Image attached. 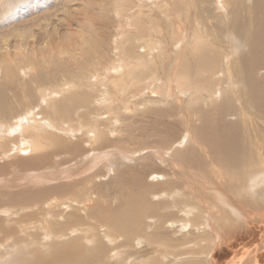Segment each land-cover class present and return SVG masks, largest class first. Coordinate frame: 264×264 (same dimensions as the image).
Listing matches in <instances>:
<instances>
[{"label":"bare ground","instance_id":"obj_1","mask_svg":"<svg viewBox=\"0 0 264 264\" xmlns=\"http://www.w3.org/2000/svg\"><path fill=\"white\" fill-rule=\"evenodd\" d=\"M124 1L112 0L109 6L104 2L107 8L98 6L100 11L96 6L86 10L79 5L72 13L68 12L65 23L71 36H58L56 30L58 34L54 31L55 36H52L54 46L49 43L51 53L54 51L57 54L54 59L57 62L51 61L57 64L55 70L67 74L62 80L71 84L68 85L70 89L77 85L75 81L82 83L81 78L89 76L86 75L88 71L96 72L95 65L103 66L104 70L107 68H104L105 63L113 57L114 36L124 35L128 24L133 25L130 27L137 29L141 37L164 34L162 39L169 45L176 41H188L186 34L189 33L193 39L192 47L189 46V49L188 45V48L180 45L179 52L171 57L170 54L168 62L162 64L168 73L171 72L168 82L174 81L178 92H190L188 96L183 93L182 96L185 97L184 103L186 98V103H191L188 109L183 107L187 109L186 116L188 114L195 119V125L192 119L189 121L194 125L193 132H189L188 137L185 134L179 136L178 132L179 137L174 138V130L178 128L174 123H164L168 118L175 120L181 113L176 107L167 106L165 99L159 101L149 97L141 102L151 115L155 114L156 119L165 120L161 124L168 132L161 135L153 130L154 127L153 138L162 142L163 146L173 142V147L167 149L170 154L167 158L160 157L161 154L158 155L152 148L143 151L149 148L145 136L128 138L124 135L130 143H136L132 145L135 150H128L131 144L126 143L125 138H109L102 129L104 127L100 128L96 121L87 122L89 130L79 141H73L76 135L71 132L67 139L53 135L54 132L42 133L43 127H40L41 120L36 117L37 114L31 116L28 107L22 112L15 109L23 104V89L24 92L30 89L26 87L24 75L28 70L34 71L39 67L42 57L34 54L35 51L26 57L21 45L14 55L7 50L5 54L2 52L0 60L5 70L0 67V75H4L6 80L0 82V155L8 154L12 159H9L10 163L3 164L0 160V249L5 247L6 242L16 249L19 243L37 245L36 249L13 258V262L22 260L21 264H102L104 254L112 248H117L127 258L147 254L146 257L133 259L142 260L133 264H159L166 251L174 252L175 264H264V0H169L168 3L166 0H150L157 1V4L153 3L155 7L149 9L142 5L141 0L140 3L127 0L128 6H123L121 2ZM97 11L102 15L100 21L103 24L107 21L112 30L108 33L111 36L107 32L101 35L96 30H86L90 23L99 21ZM74 21L78 25L75 29ZM166 27H172L171 34H167L169 30H164ZM132 29H129L130 33ZM62 38L67 39L66 43L60 41ZM23 46L29 47L26 44ZM133 49H129L132 54ZM76 52L80 54L78 61L73 59ZM15 57L19 58L18 61L26 59L28 62L24 69H19L20 77L15 68L18 62ZM119 57L124 62L115 71H123L131 64L125 62L126 56L120 54ZM42 59L44 62L46 57ZM135 60L136 67H150L149 59L139 57ZM72 67L77 70L73 71ZM155 67L158 70V65ZM164 73H167L166 70ZM151 75L153 78L156 76ZM13 84H16V91L10 93L9 88ZM124 84L117 95L126 89ZM63 85L59 88L61 94L68 89H65L67 84ZM82 90L81 93L76 90L78 93L75 91L74 94L71 91L72 95L51 105L52 113L58 116L59 121L67 117L69 123L65 121V129H72L71 119L73 122L75 118L77 121L83 120V117L89 120L92 105L89 107L90 98ZM47 92L41 94V102L49 99L44 95H48ZM54 93L57 95V92ZM53 101L50 98L45 106ZM101 101L106 102V96ZM77 106H81L80 114ZM40 108L42 103L37 110ZM146 114L149 116L150 113ZM184 117L182 119L185 120ZM62 126L64 129V124ZM74 127L73 131L79 133L83 131L82 127L85 128L81 124L78 128ZM182 142L185 145L179 146ZM116 147L126 153L115 150ZM46 168L49 170L42 172ZM37 171H41L39 175H31ZM26 178L30 185L35 186L44 180L55 183H51L50 187H25L26 184L20 180L25 182ZM218 216L220 219H215ZM217 220L219 223H216ZM209 230L210 233L207 232ZM5 236L8 238L4 241ZM143 242L160 247L149 250L150 253L136 254L133 249L137 244L144 245ZM39 243L48 247L49 252L39 253ZM193 246L197 248L183 251ZM6 254L1 253L0 259L4 260ZM203 254L209 260L200 258ZM190 256L192 258H188Z\"/></svg>","mask_w":264,"mask_h":264},{"label":"rangeland","instance_id":"obj_2","mask_svg":"<svg viewBox=\"0 0 264 264\" xmlns=\"http://www.w3.org/2000/svg\"><path fill=\"white\" fill-rule=\"evenodd\" d=\"M112 0L110 1H107V0H0V56L2 55V52L5 54V51L7 50L9 53H11L12 55L18 53V48L20 45L22 47V50H23V54L26 56V57H29L28 55H33L34 51L36 53L34 54H39V58L42 57V58H45V61H43V59H39V67H36L34 71L32 70H28L27 71V74L24 75V79H25V82H26V87L28 86V88L30 89H25V92H24V89H23V104L20 103L19 105H17V107L15 109H17L18 112H22L24 110L25 107H28L29 110L31 111L32 115H36V117L38 119L41 120V124H40V127H43L42 131H44L46 134H51L52 132L53 135H57V137H62L63 139H67L66 137L67 136H70L69 135V132H71L72 134L75 133L76 136H73V138H76L75 140L73 139V141H79L83 139V137L86 135V131L88 132V128H87V122L89 121H96V123L98 124V126L100 128H102L104 131H106L107 135L109 136V138H114L116 140H119V139H124L125 136L126 137H139V138H143L144 136V139H147V147L149 145V148L148 149H144L143 151L147 152V151H150V148L153 149V151H155L158 155H160V157L162 156H165L166 158L169 157V153H167V149H169L170 147H173V142L170 143L168 142L167 143H164V146H163V143L162 142H157L158 140H156V138H153V130H157V132L159 131V133H162L161 135H166L168 134V132H165L164 131V127L162 126L161 123H163L165 120H162L163 122H161L159 119H156L157 117L155 116V114L152 113L151 115V112L150 110L146 109V107L144 106L142 99H145V98H149V97H153V98H156V100H159V101H162L163 99H165L167 102V106H171V107H176L178 110H179V113H181V116L178 114L175 118V120H171L170 118L167 119V121H165L164 124L166 123H171L173 124L174 126H176L178 129H175L174 130V138L176 137H179V136H183L185 134L186 137H188V133H192L193 131V128H194V125H195V119H193V117L190 118V116L187 114L186 116V110L189 108L190 106V102L186 103V101L188 100L187 98L185 99V103L183 101V99L185 98L184 96H182L183 94L185 95H189L190 92H178V87H176L177 84L174 83V81L172 82H168L169 81V74L171 72L168 73V69H165L163 66V62L164 63H167L168 62V57L170 55V57L176 53L179 52V46L180 45H183V47L185 46L186 48H188L189 46L192 47V37L190 36L189 33L186 34L187 36V40H184L182 41V43H179L178 41L173 42L171 45L169 44H166V41H164L162 38H163V35H155L153 34L150 38V35H148V37H141V35L139 36L138 33H137V29H132V27L130 26H133V25H130L128 24L129 26H127L128 28L127 29H124V32L123 34L124 35H120L119 36H114V43H115V47H114V52H111V56L113 57H110L111 60H109L106 64L104 70H103V66L101 68L100 65H95L94 67L97 68L96 69V72H94L93 70L92 71H88L86 75H89V76H85V77H82L81 78V82L82 83H79L77 81H75V87L72 86V88L70 89V86L71 84L68 82V83H64V80L65 78L67 77V74H63L62 72H57L55 69L57 68V64H55L57 61L54 59H56V53H54V51H52L53 53H51V49H50V44H54L55 41H53V38L52 36H55V34H58L57 31L59 32L58 36H66V37H69L70 35V32H69V35H68V31H69V26L66 25L67 23L66 22V19L67 17L69 16L68 12H71L72 13V10L79 6V5H82L86 8V10L88 9H91V7H95L98 8V11H100V6L103 5V8L105 9V7L107 8V6H109V3H111ZM120 1V0H119ZM122 1V0H121ZM136 1L137 3H140V0H134ZM149 1V2H148ZM157 1H160V0H157ZM157 1H150V0H141L142 2V5L145 4V7H147V9L149 8H153V6L155 7V5L157 4ZM100 2V3H99ZM104 2H106L105 4H108L107 6H104ZM124 2H125V5H124ZM124 2H121L123 4V6H128L127 4V0L124 1ZM146 2H148L146 4ZM152 2V4H151ZM156 4H153L155 3ZM164 2V1H163ZM170 2L169 0H166V3ZM98 3V4H97ZM133 3V2H132ZM96 4V5H95ZM101 4V5H100ZM152 6H151V5ZM111 5V4H110ZM150 5V6H148ZM99 6V7H98ZM102 10V9H101ZM96 12L97 16L99 17L97 22H94L92 25L91 23L89 24V26L86 28V30L90 31L93 30V31H97V33L103 35V34H107L108 33H112V30L110 29V27L108 26V23L107 21H104V23L106 22V24H103V22H101V16L99 12ZM99 13V15H98ZM68 15V16H67ZM108 15V14H107ZM110 18V17H109ZM130 19V18H128ZM101 20V21H100ZM75 23H73L74 25V29L76 27H78L76 21H74ZM100 22V23H99ZM96 23V24H95ZM101 23H102V26H101ZM99 24V25H98ZM53 25V26H52ZM55 25V26H54ZM104 25V26H103ZM94 26V27H93ZM106 26H108L107 28H109V30L107 28H105ZM54 27V28H53ZM98 27V28H97ZM100 27V29H99ZM104 27V28H103ZM121 27V28H120ZM120 29H122V26L120 25ZM15 28V29H14ZM68 30H67V29ZM103 28V30L101 29ZM118 28V29H119ZM167 28V27H166ZM170 28V29H169ZM167 29H164V30H169L167 34H171L170 30L172 31V27H169ZM106 29V30H105ZM129 29H132L131 30V33L129 32L130 30ZM19 30V31H18ZM57 30V31H56ZM102 30V31H101ZM105 30V31H104ZM127 30H128V33H127ZM55 31V34L53 33ZM67 31V33H66ZM135 31V32H134ZM150 31H153L152 29ZM190 31V30H189ZM17 32V33H16ZM103 32V33H101ZM170 32V33H169ZM13 33V34H12ZM26 34V35H25ZM64 34V35H62ZM135 34V35H134ZM166 34V33H165ZM110 34H108L109 36ZM155 35V36H154ZM71 36V35H70ZM111 36V35H110ZM135 36V37H133ZM137 36V37H136ZM132 37V38H131ZM156 37V38H155ZM189 37V38H188ZM138 38V40L136 39ZM169 38V37H168ZM139 39H141V41L139 42ZM158 39V40H157ZM160 39V40H159ZM129 40V41H128ZM131 40H133L134 42L132 43ZM143 40V41H142ZM147 40V41H145ZM5 41V42H4ZM18 41V42H17ZM61 42L63 43H66L64 41H67V39H64L62 38L60 40ZM128 42V44L126 42ZM116 42H118L117 46H116ZM123 42V46L121 45V43ZM184 42V43H183ZM6 45H5V44ZM29 47H25L23 45L25 44ZM50 43V44H49ZM126 43V44H125ZM130 43V45H129ZM175 43V44H174ZM71 44V43H70ZM69 44V45H70ZM135 44V45H133ZM134 49H133V47ZM154 46V47H151V46ZM159 45V46H158ZM188 45V47H187ZM54 46V45H53ZM71 46H74V45H71ZM129 46V47H128ZM158 49H157V47ZM162 46L165 48L163 49ZM173 46V47H172ZM5 47V48H4ZM126 47L127 49H133L134 53H130V50H126ZM189 47V49L191 48ZM28 48V49H27ZM32 50H30V49ZM120 48V49H118ZM125 48V49H122ZM137 48V50L135 49ZM153 50H152V49ZM10 49V50H9ZM163 49V50H161ZM31 52H30V51ZM126 50V51H124ZM145 50V51H144ZM152 50V51H151ZM176 50H178L176 52ZM188 50V49H187ZM16 51V52H15ZM124 51V52H123ZM149 51V52H147ZM156 51V52H155ZM167 51V52H166ZM128 53V54H125V53ZM151 52V53H150ZM166 52V54H165ZM79 52H76V56L75 58L73 57V59L75 61H78V57H80V54H78ZM131 57H130V55ZM51 54H54V56H52ZM120 54H122L123 57L126 56V59H125V62H130V66H125V70L123 68V71H115L119 68V66L124 62V59L123 58H120ZM125 56H124V55ZM153 54V55H151ZM156 54V56H155ZM161 56H160V55ZM165 54V55H164ZM45 55V56H44ZM128 55V57H127ZM139 55V56H138ZM49 56H50V59H49ZM70 58L72 57L71 55H68ZM164 56V57H163ZM117 57V58H116ZM139 57H143L144 59L148 60L149 62V66L147 69L145 68H140V67H136L134 62L137 61L135 59H138ZM51 58H53L51 60ZM120 58V59H119ZM128 58V59H127ZM135 58V59H134ZM148 58V59H147ZM165 58V59H164ZM19 60V58L15 57V60ZM49 59V61H47ZM80 59V58H79ZM118 59H119V62H118ZM17 60V61H18ZM122 60V61H121ZM128 60V61H126ZM130 60V61H129ZM133 60V62H132ZM167 60V61H166ZM51 61H54L55 63L51 62ZM107 61V59L105 60V62ZM151 61V62H150ZM114 62V63H113ZM122 62V63H121ZM157 62V64H156ZM43 63H45L43 65ZM28 64L27 60L26 59H23L21 61H18L16 62L15 64V68H16V71H19L17 72L18 74V77L19 76V73H20V70L19 69H24V67ZM51 64V65H50ZM134 64V65H133ZM154 65V67L152 65ZM158 65V70L157 68L155 67L156 65ZM161 64V66H160ZM108 65V66H107ZM133 65V66H132ZM169 65V64H168ZM0 67L2 69L5 70V66L4 64L2 63V61L0 60ZM41 67V68H40ZM100 67V68H98ZM134 67V68H133ZM159 67H161V69H159ZM75 67H72V70L73 71H76L77 69ZM130 68V70H129ZM100 69V71L98 72L97 70ZM114 69V70H113ZM135 69V70H134ZM152 69V70H151ZM155 69V70H154ZM106 70V71H105ZM134 70V71H133ZM142 70L145 72L143 73ZM161 70V71H160ZM166 70L167 73H164V71ZM56 71V72H55ZM112 71V72H111ZM114 71V72H113ZM130 71V72H129ZM86 72V71H85ZM105 72V73H104ZM129 72V73H128ZM161 72V73H160ZM62 73V74H61ZM108 73V74H106ZM132 73V74H131ZM160 73V74H159ZM51 74V75H50ZM62 76H61V75ZM73 74H76L75 72H73ZM95 74V75H94ZM124 74V75H123ZM126 74V75H125ZM148 74L150 76H148ZM153 74L155 77L153 78V76L151 75ZM168 74V75H167ZM29 75V76H28ZM59 75V76H58ZM66 75V76H64ZM92 75L94 77H92ZM118 77H117V76ZM120 75V76H119ZM123 75V76H122ZM133 75V76H132ZM135 75V76H134ZM161 75V76H160ZM163 75V76H162ZM26 76V77H25ZM28 76V77H27ZM98 78L96 79L95 78ZM103 76V77H102ZM122 76V78H121ZM128 76V77H127ZM152 76V78H151ZM161 77V78H158V77ZM36 77H38L39 79L36 80ZM58 77V79H57ZM127 77V79H126ZM165 77H168L165 79ZM89 78V79H88ZM93 78V79H92ZM95 78V79H94ZM117 78V79H116ZM124 78V79H123ZM164 78V79H163ZM64 79V80H62ZM153 79V80H151ZM163 79V80H162ZM3 80H6L5 79V76H1L0 75V82L3 81ZM91 80V81H90ZM121 82H120V81ZM158 80V81H157ZM173 80V79H172ZM60 81V82H59ZM97 81V82H96ZM125 81V82H124ZM161 81V82H160ZM55 84H54V83ZM89 82V83H88ZM100 82V83H99ZM120 82V83H119ZM135 82V83H134ZM158 84H157V83ZM67 84V86H65V89L68 87V89H66V92H63L62 94L60 93V89L59 88H62L64 85L63 84ZM115 83V84H114ZM124 83H127L126 85H132L133 86H126ZM155 83V84H154ZM171 83V85H169L168 87V84ZM173 83V84H172ZM94 87H93V85ZM124 84V89L123 91H121L119 93V95H117V92L118 89H121V85ZM153 86H151V85ZM175 84V85H174ZM16 84H13L12 85V88L10 90V93L13 91H16V89L14 90V87H15ZM70 85V86H68ZM85 85V86H84ZM88 85H92V86H88ZM174 85V86H173ZM82 86V87H81ZM84 86V87H83ZM88 86V87H87ZM103 86V87H102ZM162 86V87H161ZM23 87V86H22ZM21 87V88H22ZM42 87H43V90H42ZM58 87V88H57ZM80 88V89H75V88ZM93 87V89L91 88ZM166 87V88H165ZM8 88V87H7ZM47 88L49 91L47 92L45 89ZM85 88V89H84ZM103 88V89H102ZM130 88V89H128ZM131 88L133 90H131ZM160 88V89H159ZM39 89H41V92H39ZM73 89V90H72ZM83 89V90H82ZM159 89V90H158ZM168 89H169V93H168ZM45 90V92H43ZM79 91V93H81L80 91L82 90V92L86 93L90 100L88 101V105H89V102H90V105L89 107L92 109L90 110L91 112H89L90 114H88V119L89 120H84V117H83V120H80L77 121V118H75L74 122L70 121V123L72 122L73 126H72V129L69 130V128L65 129L66 128V125H65V121L67 122L66 124H68V120L66 119L67 117H65L62 121L58 120V116L57 115H53L52 113V106L55 102H59V101H62L63 98H67L69 97L70 95H72V92L73 91V94L76 93L77 91ZM108 90V91H107ZM172 90V91H171ZM174 90V91H173ZM70 91V93H69ZM76 91V92H75ZM88 91V92H87ZM111 91V92H110ZM114 91V92H113ZM48 93L47 94H44L46 95V99H48L49 97V101H50V98H53V102L47 106H45V104L47 102H49L48 100L44 101V102H41L40 99H41V94L42 93ZM53 92V94L51 93ZM54 92H57V95L54 93ZM109 92V93H108ZM123 92V93H122ZM161 92V93H160ZM173 92V94L171 93ZM176 92V93H175ZM178 92V94H177ZM30 93V94H29ZM67 93V95H65ZM78 93V92H77ZM143 93V94H142ZM171 93V94H170ZM183 93V94H182ZM188 93V94H187ZM52 95L50 97V95ZM55 94V95H54ZM61 94V95H60ZM64 94V95H63ZM107 94V95H106ZM121 94H123L121 96ZM92 95V96H91ZM141 95V96H140ZM156 95V96H155ZM176 95V96H175ZM106 96V102H103L101 101V99H103V97ZM118 96H120V100L118 99ZM168 96V97H167ZM176 97V98H175ZM55 98V99H54ZM163 98V99H162ZM93 99V101H92ZM171 99V100H170ZM181 99V100H180ZM12 100V99H10ZM64 100V99H63ZM98 100V101H97ZM125 100V101H124ZM177 100V101H175ZM52 101V99H51ZM112 101V102H111ZM92 102V103H91ZM100 102V103H99ZM108 102V103H107ZM140 102H141V105H140ZM177 103L178 102H183L180 104H176L174 105V103ZM39 103H42V109L40 108V110H37L38 109V105ZM188 104V105H187ZM101 105V106H100ZM104 105V106H103ZM111 106V107H110ZM143 106V107H142ZM181 106V107H180ZM186 108H184V107ZM188 106V107H187ZM107 107V108H105ZM140 107V109H139ZM77 109H79V111H77L79 114H80V111H81V106H77L76 107ZM130 108V109H129ZM142 108V109H141ZM164 108H166L164 106ZM181 108V109H180ZM35 109V110H34ZM51 109V110H50ZM77 109H74L77 110ZM125 109V110H124ZM185 111H184V110ZM85 111V109H82ZM94 110V111H93ZM97 110V111H96ZM104 110V111H103ZM113 110H117L116 112L117 113H114ZM129 110V111H128ZM136 112H135V111ZM141 110V111H140ZM35 111V112H34ZM140 111V113H139ZM146 111V112H145ZM109 112V114H108ZM183 112V113H182ZM144 113V114H143ZM146 113H150L148 114L149 116H147ZM75 114V113H74ZM107 114V115H106ZM184 114V115H183ZM40 115V116H38ZM154 115V116H153ZM92 116V117H90ZM103 116V117H102ZM111 116V117H110ZM117 116V117H116ZM142 118H141V117ZM185 116V117H184ZM100 117V118H98ZM109 119H107V118ZM144 117V118H143ZM180 117V119L178 118ZM185 118L182 119V118ZM188 119H187V118ZM91 118V119H90ZM112 118V119H111ZM149 118V119H148ZM178 118V119H177ZM190 118V119H189ZM98 119V120H97ZM106 119V120H105ZM192 119V123L194 124H191V121ZM104 120V121H103ZM127 120V121H126ZM179 120V121H178ZM31 121V120H30ZM52 121V122H51ZM194 121V122H193ZM33 122V121H32ZM46 122V123H45ZM51 122V123H50ZM58 122V123H57ZM62 122L64 124V129H62ZM77 122V124H76ZM177 122V123H176ZM188 122V123H187ZM31 123V122H30ZM62 125H61V124ZM84 123V124H83ZM61 125L59 127V125ZM77 127V125L80 126V124L83 126H85V128L82 127L83 129V133H79V132H74L73 130H75L76 128L74 127L75 125ZM113 124V125H112ZM139 124V125H138ZM144 124V125H143ZM150 124V125H149ZM170 124V125H171ZM177 124V125H176ZM56 125L58 127H56ZM188 125V127H187ZM193 127H192V126ZM78 126V127H79ZM108 126V127H107ZM114 126V127H113ZM144 126V127H143ZM147 126V127H146ZM162 126V127H161ZM75 129H74V128ZM77 127V128H78ZM106 127V128H105ZM110 130H108V129ZM114 128V129H113ZM135 128V129H134ZM160 128V129H158ZM41 129V128H40ZM85 129V130H84ZM107 129V130H106ZM143 129V130H142ZM163 129V130H162ZM182 129V130H181ZM61 130V131H60ZM63 130V131H62ZM137 130V131H135ZM184 130V131H183ZM112 131V132H111ZM117 131V132H116ZM161 131V132H160ZM177 131V132H176ZM62 132V133H61ZM64 132V133H63ZM111 134H110V133ZM147 132V133H146ZM178 132H179V136H178ZM181 132V134H180ZM8 135L10 134L9 132H7ZM7 133H5L6 136ZM43 133V132H42ZM60 133V134H59ZM67 135H66V134ZM164 133V134H163ZM177 133V134H176ZM183 133V134H182ZM15 134V133H14ZM116 134V135H115ZM152 134V135H151ZM11 135V134H10ZM13 135V134H12ZM60 135V136H58ZM125 135V136H124ZM176 135V136H175ZM123 138H122V137ZM119 137V138H118ZM128 137V138H129ZM149 137V138H148ZM128 138H125L124 140L128 141L126 143H128L129 145L131 144V146L129 147L128 150H135L136 147L132 145H136L133 144V143H130V139L128 140ZM71 140V139H70ZM155 140V141H154ZM130 141V142H129ZM152 143V144H151ZM155 144L157 146H155ZM166 144V145H165ZM170 145V146H169ZM185 144L182 142L181 144H179V146H184ZM11 146V145H10ZM10 146L8 148H10ZM159 146V147H158ZM162 146V147H161ZM169 146V147H168ZM133 148V149H132ZM144 148V147H143ZM142 148V149H143ZM119 149L120 151L122 150V152L126 153L123 149H120V148H115V150ZM156 149V150H155ZM165 151V152H164ZM171 151V149H170ZM13 152V151H11ZM144 153V152H143ZM166 153V154H165ZM8 154H3V155H0V156H3V157H0L1 159V164L3 163H10V160L12 159V156L8 155V159L6 158ZM145 156L147 155L144 154ZM10 156V157H9ZM137 157V156H136ZM159 157V156H158ZM164 157V158H165ZM3 158V159H2ZM115 159L116 156H114ZM6 159V160H4ZM10 159V160H9ZM113 159V161L115 160ZM4 160V161H3ZM118 163V161L116 162ZM105 165V163L103 164ZM112 166V163L110 164ZM109 165V167H111ZM51 169V168H50ZM49 169L46 168V169H43L42 172H45V171H48ZM93 171V170H92ZM39 172L41 171H37V172H32L31 175H39ZM37 173V174H35ZM44 174H47V173H44ZM43 174V175H44ZM47 176V175H46ZM9 177V176H7ZM27 177V176H26ZM25 182H22V179L20 180L21 183L23 184H26L25 187L27 186H34L35 188H37L38 185H34V184H29V182L27 181V178L24 179ZM47 180H44V182L42 181L41 184H39V186L41 185H48V187H50L52 184L55 183V181H48L46 183ZM44 183V184H43ZM52 183V184H51ZM224 184V183H223ZM57 185V184H56ZM225 185V184H224ZM38 186V187H39ZM216 209V208H215ZM213 211H216V210H213ZM10 215V214H8ZM7 217V216H6ZM10 217H13V216H10ZM218 220L220 219V216L218 217H215V219ZM217 220L216 223H219ZM216 221V220H215ZM221 221V220H220ZM6 222L9 223V219H6ZM211 230L207 231L208 233H210ZM34 232V231H33ZM36 233V231H35ZM37 234V233H36ZM209 235V234H207ZM6 237V236H5ZM3 237L4 241L8 238V237ZM144 245H136L135 248L133 249L134 252L136 254H140L142 252H148L150 253L149 250H152L153 248H156L157 246L159 245H153V246H148L146 245V242H143ZM18 248L16 249V247H13V246H10V244L8 242L5 243V247H3L2 249H0V254L2 253L3 255H5L6 253V256L3 259H0V264H21L22 263V260H15L13 262V258H17L19 255L18 254H24V253H28L30 252L31 250H34L36 249L37 245H35L34 243H28V244H24V243H19L18 244ZM30 247V248H29ZM160 247V246H159ZM193 248H197L196 246H193L191 248H185L183 251H188L190 249H193ZM31 249V250H30ZM30 250V251H29ZM112 250V251H111ZM123 250V249H121ZM128 250V249H127ZM115 251V252H114ZM118 251V252H117ZM49 252V249L48 247L45 248L43 246H41V244L39 243V253H47ZM121 251L118 250L117 248H112L110 250L107 251L106 254H104V260L102 261V264H133L134 262L138 263V261H142V260H133V259H138V258H141V257H146V255H140V256H137L138 258H134V257H131V258H127L125 257L124 255L122 256V254L120 253ZM174 253V252H173ZM173 253H170L166 251V253H164L163 255V260L160 261L159 264H175L177 262V259L175 258L176 256L173 254ZM173 254V255H171ZM29 255H31L29 253ZM107 256V257H106ZM112 256V257H111ZM172 256V257H171ZM203 256V257H202ZM200 258H203V260H209V257H206V255H202ZM186 257V256H185ZM184 258H181L180 260L182 259H185ZM205 257V258H204ZM112 258V260L110 259ZM188 258H192L191 256L188 257ZM111 260V261H110ZM172 260V261H171ZM109 261V262H108ZM115 261V262H114ZM208 263V261H207Z\"/></svg>","mask_w":264,"mask_h":264}]
</instances>
